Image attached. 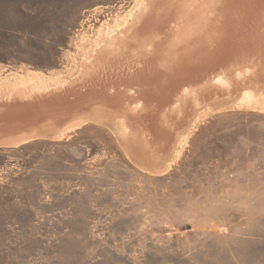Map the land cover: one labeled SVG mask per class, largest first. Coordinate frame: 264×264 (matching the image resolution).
I'll list each match as a JSON object with an SVG mask.
<instances>
[{"label":"rangeland","instance_id":"1","mask_svg":"<svg viewBox=\"0 0 264 264\" xmlns=\"http://www.w3.org/2000/svg\"><path fill=\"white\" fill-rule=\"evenodd\" d=\"M141 1L0 0V88L25 82L17 91L32 94L80 78L98 31L119 38ZM104 42L87 56L94 80L120 93ZM212 103L176 130L177 150L187 139L174 162L155 158L168 166L159 175L131 164L117 123L0 146V264H264V113ZM204 110L215 111L199 121Z\"/></svg>","mask_w":264,"mask_h":264},{"label":"bare ground","instance_id":"2","mask_svg":"<svg viewBox=\"0 0 264 264\" xmlns=\"http://www.w3.org/2000/svg\"><path fill=\"white\" fill-rule=\"evenodd\" d=\"M135 11L128 14L120 28V48H113L119 38L109 34L106 38L110 41L107 47L112 45L105 58L113 69L110 81L119 79L127 88L107 95L99 87L104 77L94 80L98 65L93 67L94 62L87 56L97 54L96 48L105 43L100 30L99 40L91 44L84 57L90 68L84 70L78 81H94L92 88L104 97L55 140L84 121L109 127L117 123L122 132L119 142L131 164L150 175H159L168 166L162 167L155 158L172 153V163L179 157L187 136L181 138L177 150L176 130H182L210 102L264 113V83H252L264 74V0H142ZM120 49L122 55L117 52ZM100 55L102 63L103 50ZM246 79H250L248 84ZM25 85L18 81L2 86L0 101L38 95L19 94L17 90ZM9 92L12 97H3L9 96ZM44 92L48 91L39 94ZM194 98L198 109L192 102ZM141 99L145 106H141ZM214 111L204 110L197 119L200 121ZM179 114L181 120L177 121ZM140 117H150L157 125L165 124L166 131L173 136L164 139L147 133L141 125H131ZM14 119L13 116L10 121ZM143 160L150 167L139 163Z\"/></svg>","mask_w":264,"mask_h":264},{"label":"water","instance_id":"3","mask_svg":"<svg viewBox=\"0 0 264 264\" xmlns=\"http://www.w3.org/2000/svg\"><path fill=\"white\" fill-rule=\"evenodd\" d=\"M260 75L256 81H252L253 84L264 83V74ZM78 79L38 95L0 101V146L8 148L11 144L23 146L40 141L55 142L63 129L79 116L88 114L92 104L104 96L88 82ZM249 80L246 79L245 84ZM13 116L15 119L10 121ZM131 125H141L147 133H155L164 139L169 140L173 136L172 132L166 131L165 124L157 125L150 117H140ZM139 163L150 167L144 160Z\"/></svg>","mask_w":264,"mask_h":264},{"label":"crops","instance_id":"4","mask_svg":"<svg viewBox=\"0 0 264 264\" xmlns=\"http://www.w3.org/2000/svg\"><path fill=\"white\" fill-rule=\"evenodd\" d=\"M1 90V89H0ZM29 91V88H25V89H23L22 91H20L19 92V94H24V93H26V92H28ZM41 91H36V90H34L32 87H31V93L32 94H36V93H40ZM1 93H3L2 91H0V94ZM3 97H5V98H9V97H12V95H11V93L9 92V96L8 95H6V96H3Z\"/></svg>","mask_w":264,"mask_h":264},{"label":"trees","instance_id":"5","mask_svg":"<svg viewBox=\"0 0 264 264\" xmlns=\"http://www.w3.org/2000/svg\"><path fill=\"white\" fill-rule=\"evenodd\" d=\"M35 143L43 144L42 142H35ZM35 143H30V144L24 145L23 147H27V146L32 145V144H35ZM50 144H52V143H50Z\"/></svg>","mask_w":264,"mask_h":264}]
</instances>
